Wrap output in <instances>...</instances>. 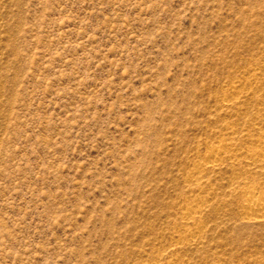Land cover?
<instances>
[{
  "label": "rangeland",
  "instance_id": "1",
  "mask_svg": "<svg viewBox=\"0 0 264 264\" xmlns=\"http://www.w3.org/2000/svg\"><path fill=\"white\" fill-rule=\"evenodd\" d=\"M260 150L264 0H0V264H264Z\"/></svg>",
  "mask_w": 264,
  "mask_h": 264
},
{
  "label": "bare ground",
  "instance_id": "2",
  "mask_svg": "<svg viewBox=\"0 0 264 264\" xmlns=\"http://www.w3.org/2000/svg\"><path fill=\"white\" fill-rule=\"evenodd\" d=\"M255 152V151H254ZM253 152V153H254ZM220 154V152L218 151H213L211 153V156H213L214 158L218 157ZM256 156H259L261 158L262 161H264V150H260L255 152ZM248 211L250 213H264V202L258 200L257 198H255V196H252L249 199V206H248Z\"/></svg>",
  "mask_w": 264,
  "mask_h": 264
}]
</instances>
